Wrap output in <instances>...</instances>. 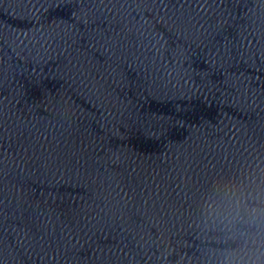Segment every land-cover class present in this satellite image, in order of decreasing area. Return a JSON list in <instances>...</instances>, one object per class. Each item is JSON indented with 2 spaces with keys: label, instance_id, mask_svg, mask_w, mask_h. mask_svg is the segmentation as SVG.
<instances>
[{
  "label": "clouds",
  "instance_id": "obj_1",
  "mask_svg": "<svg viewBox=\"0 0 264 264\" xmlns=\"http://www.w3.org/2000/svg\"><path fill=\"white\" fill-rule=\"evenodd\" d=\"M252 213L259 215L260 210L253 208ZM256 230L254 232L241 233L243 237V243L239 245L238 251L234 252L235 259L232 264H264V233L261 232V228L258 222L254 221ZM235 236L230 235L227 240L235 242ZM227 240L224 242L226 243Z\"/></svg>",
  "mask_w": 264,
  "mask_h": 264
}]
</instances>
